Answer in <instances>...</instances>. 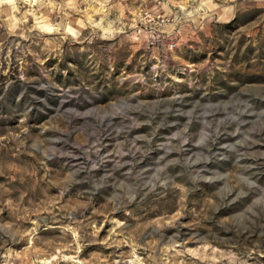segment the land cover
I'll return each mask as SVG.
<instances>
[{"label":"rangeland","instance_id":"374dc122","mask_svg":"<svg viewBox=\"0 0 264 264\" xmlns=\"http://www.w3.org/2000/svg\"><path fill=\"white\" fill-rule=\"evenodd\" d=\"M264 264V0L0 5V263Z\"/></svg>","mask_w":264,"mask_h":264},{"label":"clouds","instance_id":"9594fccd","mask_svg":"<svg viewBox=\"0 0 264 264\" xmlns=\"http://www.w3.org/2000/svg\"><path fill=\"white\" fill-rule=\"evenodd\" d=\"M3 4H10L13 5V8L15 7V0H0V5Z\"/></svg>","mask_w":264,"mask_h":264},{"label":"built area","instance_id":"2783aa9c","mask_svg":"<svg viewBox=\"0 0 264 264\" xmlns=\"http://www.w3.org/2000/svg\"><path fill=\"white\" fill-rule=\"evenodd\" d=\"M0 264H13V263L6 261V262H1Z\"/></svg>","mask_w":264,"mask_h":264}]
</instances>
